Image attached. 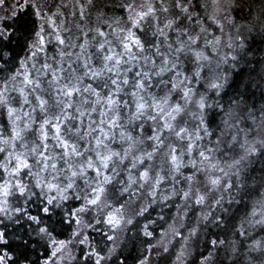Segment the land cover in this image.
<instances>
[{
  "label": "trees",
  "instance_id": "16d2710c",
  "mask_svg": "<svg viewBox=\"0 0 264 264\" xmlns=\"http://www.w3.org/2000/svg\"><path fill=\"white\" fill-rule=\"evenodd\" d=\"M0 264H264V0H0Z\"/></svg>",
  "mask_w": 264,
  "mask_h": 264
},
{
  "label": "rangeland",
  "instance_id": "374dc122",
  "mask_svg": "<svg viewBox=\"0 0 264 264\" xmlns=\"http://www.w3.org/2000/svg\"><path fill=\"white\" fill-rule=\"evenodd\" d=\"M8 110H10V109L8 108Z\"/></svg>",
  "mask_w": 264,
  "mask_h": 264
}]
</instances>
